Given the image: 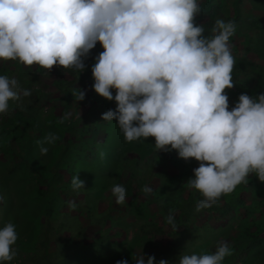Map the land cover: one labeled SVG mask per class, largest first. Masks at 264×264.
I'll list each match as a JSON object with an SVG mask.
<instances>
[{"label": "clouds", "instance_id": "9594fccd", "mask_svg": "<svg viewBox=\"0 0 264 264\" xmlns=\"http://www.w3.org/2000/svg\"><path fill=\"white\" fill-rule=\"evenodd\" d=\"M202 11L199 0H0V61L82 73L100 44L92 87L117 104L103 121H116L128 143L154 137L159 153L176 151L185 162H199L186 185L202 195L200 212L247 184L250 174L264 183V94L243 93L230 108L226 90L236 85L230 41L237 24L217 19L206 35L196 23ZM31 94L16 78L0 75V114L9 111L10 101L23 110ZM73 95L81 102L86 92L78 88ZM58 139L50 132L37 141L40 154L46 156ZM71 187L85 189V182L75 175ZM142 191L150 195L153 189ZM111 192L117 204L126 202L125 186L114 184ZM167 223L176 229L173 214ZM18 238L11 221L0 228V262L16 258ZM232 255L221 241L214 252L181 254L178 264H223ZM134 264L157 260L143 252Z\"/></svg>", "mask_w": 264, "mask_h": 264}, {"label": "rangeland", "instance_id": "374dc122", "mask_svg": "<svg viewBox=\"0 0 264 264\" xmlns=\"http://www.w3.org/2000/svg\"><path fill=\"white\" fill-rule=\"evenodd\" d=\"M233 1L219 0L223 15L234 16ZM243 6L264 18V0H247ZM197 19L203 18L200 15ZM244 31L243 36L235 34L231 42L236 61L233 80L247 84L260 80L263 85L264 55L253 49L255 33ZM101 51L102 46L97 44L92 53L96 56ZM91 66L79 73L0 61V69L5 68L7 76L16 78L32 93L24 98L22 111L34 117L43 130L35 131L32 144L41 161L37 169L44 176L41 179L39 171L32 172L27 166L28 171L24 170L20 164L24 151L15 139H6L13 125L20 133L34 134L22 119L21 109L10 101L9 111L0 114V142L9 141L15 154L0 152V228L11 221L19 238L16 258L0 264H50L48 259H31L32 250L40 248L45 238L51 240L48 250L56 264H116L122 259L134 264L143 252L154 255L158 264L159 252L164 248L170 253L163 258L178 264L181 254L214 252L221 241L233 251L223 264H234L233 260L236 264H264V183L250 174L247 184L238 185L230 193L233 202L226 206L225 201H219L212 205L219 207L217 211L205 208L197 212L196 205L203 197L186 183L194 178L193 170L199 162H185L176 151L159 153L154 137L126 142L116 121L102 119L117 104L95 93ZM78 88L86 92L84 101L74 99ZM243 93L252 96L236 86L226 90L230 108ZM65 113H71V118L61 124L59 120ZM50 132L59 139L42 156L37 139ZM101 152L105 153L103 159ZM75 175L85 182V189H72L71 178ZM114 184L126 188L127 198L122 205L112 195ZM145 186L153 189L150 195L142 191ZM69 202L76 207L71 208ZM167 213L175 217V230L165 222Z\"/></svg>", "mask_w": 264, "mask_h": 264}, {"label": "trees", "instance_id": "16d2710c", "mask_svg": "<svg viewBox=\"0 0 264 264\" xmlns=\"http://www.w3.org/2000/svg\"><path fill=\"white\" fill-rule=\"evenodd\" d=\"M247 0H234L233 1V5H234V16H225L222 14L221 12V5L219 3V0H199L200 5L202 7V20L197 19L196 23L198 24H203L205 27V34L206 35H211L212 34V28L215 24V21L217 19H223L225 21H235V23L237 24V31H236V35L238 36H243L245 34V29H247L248 31H253L255 33V36H253L256 44L255 47L253 48L258 54L260 55H264V18L258 16L257 14H253L251 13L250 10H246V8L243 6L244 2H246ZM246 34H248L246 32ZM233 41V37L231 38V41ZM94 54L92 53V58H89L86 61L87 66H91L92 62L94 61ZM239 69L241 70L240 73H242L243 71V67H239ZM243 74H247L249 76L248 73H244ZM0 75H7L6 73V69H0ZM264 80V77H262ZM237 79L234 80V83L236 84L235 86L237 87V90L240 91H248V93H250L252 96H255L258 94L257 91L260 92V94L264 93V83L262 84V81L260 80H254L252 84H247L246 81H236ZM232 97H236V93L230 91L229 93ZM22 119L24 120V122H26V125H30L31 126V130L34 133L33 135L29 136L26 135L24 133H20L18 130V127L16 126H12L11 127V131L6 133V139L8 138H13L16 140L18 147L21 148V150L24 151V157L22 158V163L23 164V168L24 170L30 169V171L32 172H37L39 171V173L37 172V174L40 176L41 179H43V173L42 170L37 169L41 166V161L39 160V157L37 156V154L34 152V145L32 144L33 141L35 140L36 132H40L42 133L43 130L40 126H38L37 121L34 117L32 116H25V112H23L22 110H19ZM2 139L5 140V138L2 136ZM9 140V139H8ZM39 141V139H37ZM6 143H2L0 142V152H6L9 153L10 155L15 154L13 147L11 145V143L7 140H5ZM27 166V167H26ZM15 168L12 169V171H14ZM24 175H27L26 173H24ZM49 186H52V183H50ZM233 196H230V194L224 195L220 198V202L225 201L224 204H229L231 202H233ZM164 207V206H163ZM219 207H209L207 210L213 211V210H218ZM165 211H167L166 208H164ZM172 214V213H171ZM168 213L167 216H165V222L167 223V217H168ZM169 225V224H168ZM246 236V235H245ZM249 236V235H247ZM50 238H45L42 242H41V247H37L36 249L32 250V255H31V259L34 258L35 261L37 260H41V259H48L50 261V264H56V262L52 259H54V257L52 256V254L49 252L48 248H49V243H50ZM40 252H43V255H40ZM170 253V249L168 248H164L161 249L159 252V260L160 259H164L163 257L167 254ZM166 260V259H165ZM178 260V259H177ZM168 261V260H167ZM159 262V261H158ZM1 263V262H0ZM232 263L236 264L237 260H233ZM168 264H172V262L170 263L168 261Z\"/></svg>", "mask_w": 264, "mask_h": 264}]
</instances>
